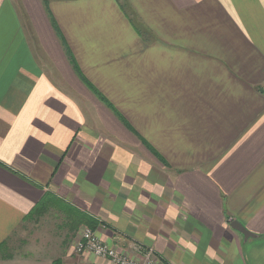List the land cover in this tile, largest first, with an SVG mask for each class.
Here are the masks:
<instances>
[{"label": "crops", "instance_id": "1", "mask_svg": "<svg viewBox=\"0 0 264 264\" xmlns=\"http://www.w3.org/2000/svg\"><path fill=\"white\" fill-rule=\"evenodd\" d=\"M48 195L137 261L264 264V0H0V264H107L32 241Z\"/></svg>", "mask_w": 264, "mask_h": 264}, {"label": "built area", "instance_id": "2", "mask_svg": "<svg viewBox=\"0 0 264 264\" xmlns=\"http://www.w3.org/2000/svg\"><path fill=\"white\" fill-rule=\"evenodd\" d=\"M83 230L82 237L76 244V254L80 257L93 256L105 260L107 264H162L154 250L138 246L141 249L139 251L142 252V258L137 261L120 252L116 247L103 243L96 230L92 228Z\"/></svg>", "mask_w": 264, "mask_h": 264}, {"label": "rangeland", "instance_id": "3", "mask_svg": "<svg viewBox=\"0 0 264 264\" xmlns=\"http://www.w3.org/2000/svg\"><path fill=\"white\" fill-rule=\"evenodd\" d=\"M56 204H57V207L52 205L51 208H48V210L46 211V214H44L41 217H36V219L34 220L36 224L34 223V226L30 230L32 231V241H35V238H37V236L39 235H42L43 238H45L46 240L51 239L50 242L55 240L54 237L61 235L64 241H67L68 240L67 237L70 234V230L72 232L71 235H73L74 238L80 241L84 228L78 229V231L73 232V229L75 228V226L71 224L68 219V215L70 212L68 211L67 208L63 207L59 203H56ZM85 228H89V227H85ZM106 228H107L106 223L101 222L100 224H96V228L93 230H96L97 232H99V229L103 230ZM16 237L21 239V237L19 236H16ZM101 240L103 243H105V241L102 238ZM74 246H75L74 249H75V254H76V244ZM137 246H142V245L138 244ZM142 247H145V249L152 250V248H147V246H142ZM158 258L162 260L160 256H158Z\"/></svg>", "mask_w": 264, "mask_h": 264}, {"label": "trees", "instance_id": "4", "mask_svg": "<svg viewBox=\"0 0 264 264\" xmlns=\"http://www.w3.org/2000/svg\"><path fill=\"white\" fill-rule=\"evenodd\" d=\"M56 203L57 201L53 199L51 195L44 197L42 202L38 204L36 208L34 209V212H33L34 217L43 216L44 214H46V211L48 210V208H51L52 205L57 207ZM69 212L70 213L68 215V219L70 223L75 226V228L73 229V232H76L78 231V229L85 228V227H89L92 229L96 228L97 223L92 221L90 217L84 214L78 213L76 211H69ZM162 262H164V260Z\"/></svg>", "mask_w": 264, "mask_h": 264}, {"label": "water", "instance_id": "5", "mask_svg": "<svg viewBox=\"0 0 264 264\" xmlns=\"http://www.w3.org/2000/svg\"><path fill=\"white\" fill-rule=\"evenodd\" d=\"M231 227L237 232L241 233L246 240L255 237L252 233L246 230L239 222L231 221Z\"/></svg>", "mask_w": 264, "mask_h": 264}, {"label": "clouds", "instance_id": "6", "mask_svg": "<svg viewBox=\"0 0 264 264\" xmlns=\"http://www.w3.org/2000/svg\"><path fill=\"white\" fill-rule=\"evenodd\" d=\"M180 243H184L183 240L180 241ZM207 255L209 256V259H218V257L216 256V253L214 250H212L211 248L208 249Z\"/></svg>", "mask_w": 264, "mask_h": 264}]
</instances>
